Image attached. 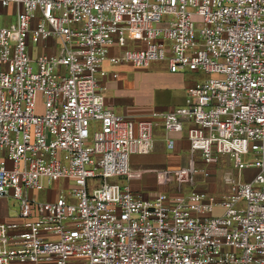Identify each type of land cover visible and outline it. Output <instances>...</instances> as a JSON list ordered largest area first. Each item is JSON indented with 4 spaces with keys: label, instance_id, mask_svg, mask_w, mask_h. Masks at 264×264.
Instances as JSON below:
<instances>
[{
    "label": "built area",
    "instance_id": "built-area-1",
    "mask_svg": "<svg viewBox=\"0 0 264 264\" xmlns=\"http://www.w3.org/2000/svg\"><path fill=\"white\" fill-rule=\"evenodd\" d=\"M106 62L205 76L158 114L167 149L189 142L188 164L159 172L172 189H132L154 123L107 105ZM223 156L226 191L202 187ZM59 179L74 184L40 198ZM6 198L0 264H264V0H0Z\"/></svg>",
    "mask_w": 264,
    "mask_h": 264
},
{
    "label": "crops",
    "instance_id": "crops-1",
    "mask_svg": "<svg viewBox=\"0 0 264 264\" xmlns=\"http://www.w3.org/2000/svg\"><path fill=\"white\" fill-rule=\"evenodd\" d=\"M112 51H115L113 49ZM162 66V68L167 70L166 72H161L159 70L155 71L154 74H151L149 76H143L149 81L150 83L147 84L149 87H160L165 88L166 90L173 88L176 90H184L185 92L182 94V96L179 99L178 104H174L171 107H160L155 108L153 105L147 103L145 105H142L140 108L133 110L134 103L131 101L130 98L124 97L122 94V86L123 83L121 80H118L119 78H111L109 77L104 82L107 86L106 91H109V94L106 95V102L107 105L118 112L119 114H124L132 119H150L153 120L154 123V139H155V148L152 151L148 150H142L137 154H134L131 156L130 163H131V175H137L136 173L138 170L143 169L144 166H148L152 162L149 160L150 157L158 163L157 166H165L168 164L169 161V155L176 154V155H182L183 150H187L188 154L189 152V142L187 139V133L184 131L181 134H174V138L176 139V145L173 150L167 149L166 146V140H165V131L163 127V121L158 116L160 112H167L171 111L181 105H184L187 99L188 90L191 88L192 84H195L197 81L201 80L205 76L200 73L196 72H188V71H182V72H176L173 73L169 71L167 67L166 62H161L160 64L156 65L155 67ZM105 67L108 70H136L135 67L131 66V64L124 63L120 66H112L110 63L106 62ZM118 72H120L118 70ZM147 74V72H142ZM187 79L194 80L193 83L186 89L185 81ZM194 86V85H193ZM154 90V89H153ZM152 99L150 102H152ZM148 101V100H146ZM190 159V158H189ZM164 167H158V172L162 171ZM129 183L131 184L132 189L137 192L141 193L145 196H152L156 193L163 191V190H170V189H163L160 186H166L165 184L159 185L161 188L159 191H154V189L158 186L153 187L152 184H145L140 183L138 181L137 176H131ZM56 197V196H55ZM54 197V198H55ZM53 198V197H52ZM8 198L3 199L0 202V220L2 221H12L14 219V215H11L10 208L8 206Z\"/></svg>",
    "mask_w": 264,
    "mask_h": 264
},
{
    "label": "rangeland",
    "instance_id": "rangeland-1",
    "mask_svg": "<svg viewBox=\"0 0 264 264\" xmlns=\"http://www.w3.org/2000/svg\"><path fill=\"white\" fill-rule=\"evenodd\" d=\"M14 19V18H13ZM42 50L40 49L37 51V54L41 53ZM35 57V53H34ZM160 64V62L152 63L151 66L147 69H139L136 68V70H122L121 68L118 69L119 76L118 80H121L123 83L122 94L126 98H130L131 101L136 105L137 107L133 106V110H136L140 108L142 105H145L147 103L153 105L155 108L160 107H171L174 104H178L180 97L185 92L184 90H176L173 88H170L166 90L165 88L160 87H149L147 84L150 82L147 81L145 76H149L151 74H154L155 71L159 70L161 72H166L167 70L162 68V66L155 67L156 65ZM33 69L36 71L37 66L36 63H32ZM132 66V65H131ZM147 72V74L142 73ZM194 80L187 79L185 81L186 89L193 83ZM194 84H192L193 86ZM191 86V87H192ZM154 89V90H153ZM109 94V91H106V95ZM152 99V102L150 100ZM148 100V101H146ZM38 111H41V102L40 99H38ZM169 161L168 164L165 166H157V162L152 159V157L149 158L150 164L148 166H144L143 169L138 170L136 173L137 175H131V176H137L138 181L145 184H152L153 187L157 186L154 191H159L161 188L163 189H172L174 185V177L172 176L171 181L169 183H164L162 175L157 171L158 167H164V169H168L171 171H174L180 167H184L188 164L190 154H188L187 150H183L182 155H176L171 154L169 155ZM199 157H196L197 164L201 165L200 161H198ZM234 169V162L229 159L228 156L221 157L216 165H213L211 167V176L208 178L207 183H204L202 187L214 191V192H223L226 191V187L223 185L222 182V176L223 173L226 170H232ZM256 169H245L244 170V177L243 179L245 181L250 180L256 173ZM130 176V177H131ZM74 182L59 179L57 181H53L51 184L47 185V189L40 193V198L42 199H52L58 194H66L71 187L73 186ZM165 184L166 186H160ZM8 206L11 211V215L16 214L18 211V200L14 198H9L8 200ZM13 213V214H12Z\"/></svg>",
    "mask_w": 264,
    "mask_h": 264
}]
</instances>
